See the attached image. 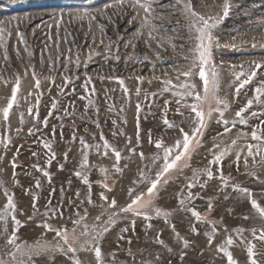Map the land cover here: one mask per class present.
Here are the masks:
<instances>
[{
    "label": "rangeland",
    "instance_id": "rangeland-1",
    "mask_svg": "<svg viewBox=\"0 0 264 264\" xmlns=\"http://www.w3.org/2000/svg\"><path fill=\"white\" fill-rule=\"evenodd\" d=\"M225 2L230 4V11L226 18H222ZM191 4L195 12L205 17L221 18L213 29L219 44L218 47L214 44L213 50L214 63L220 73L217 96L229 102L225 118L239 120L235 112L246 106L247 100L254 97L255 87L264 82V67H255L256 63L264 65V0H191ZM178 7L175 0H152L150 25L143 26V9H134L128 0L123 6L118 5V0H0V25L11 21L14 16L20 18L18 22L7 24L12 31L7 43L0 44V140H11L7 149L0 143V213L7 208L5 191L13 194L17 205L14 213L8 210L6 222L0 220V256L4 260L10 257L5 254L7 237L3 229L7 228L9 234L15 229L12 214L24 224L17 232L20 240L55 245L58 242L55 232L46 231L38 224L47 222L56 228L71 230L73 221L77 219L75 213L84 216L87 209L82 223L92 225L94 218L103 211L99 205L108 207L100 199V192H104L109 200L115 198L117 208L130 202L127 197L129 188L134 189L133 196L146 192L149 184L141 182V173L148 179H154L163 163H153L152 157L159 150L154 143L149 144V131L153 140L161 137L166 145H171L179 135L162 122L166 100L170 101L167 118L170 121L181 120L176 113L179 97H174L171 91L161 92L163 81L170 80L176 85L188 80L179 73L189 69L193 56L191 49L197 43L192 38L195 33L190 35L189 19L176 10ZM26 14L30 16L28 20L23 19ZM19 32L24 33V42L19 41ZM116 56L118 60L114 59ZM252 70L257 72L256 77L237 96L235 89L240 81H236L234 73ZM65 77L73 83H67ZM89 77L91 82L85 91L82 85ZM138 77L144 78L143 83ZM18 78L21 83L17 93L18 104L13 105L9 120L4 121L2 109L10 102ZM37 78L41 81L38 90L42 93L38 109L41 120L47 116L52 99L58 101V110L49 118L48 127L28 113L29 108L33 113L37 110V90L34 87ZM115 78L125 81L128 96L122 93ZM194 82L197 90L202 91L198 77ZM138 87L139 97L136 96ZM145 93L149 94L146 101ZM81 96L85 98L81 99ZM187 102L191 103V98ZM137 103L142 108L140 144L135 139ZM65 110L68 115H65ZM182 111L188 114V109ZM252 112H264V108L254 103L244 114L249 119L248 126L237 124L231 132L224 134H221L223 125L215 122L218 113L213 114L202 138V146L191 155L189 166L160 188L155 204L171 213L168 221L163 217L153 218L150 222L143 217H131L116 223L102 241L105 264H228L227 257L219 251L228 236L234 241L228 250L237 264H244L246 260L250 264L247 257L249 243L255 246L258 264H264V255H261L264 253V241L258 239L260 232H264V221L251 208V199H238L239 194L235 190L237 185L247 188L252 193L251 198L264 207V159L261 158L264 152L254 158L247 155V145L256 143L251 140V132L257 130L261 123L251 117ZM113 121H116L115 125ZM34 129L35 134H32ZM241 133H247V137ZM101 134L110 145L121 150L119 166L122 174L115 172L111 148L104 155ZM127 137H131V144H127ZM81 138L89 145L88 149L80 144ZM233 140L236 141L235 146ZM44 141L52 143L56 154L50 166L47 160L51 153L43 147ZM97 144L101 146L99 152L95 147ZM131 148H135V153L129 150ZM225 148L230 149L228 155L220 164L211 165L213 152L219 154ZM141 151L143 160L139 156ZM34 152L37 155L34 156ZM84 155L88 157V166L82 169ZM237 155L240 157L238 161ZM13 161L17 165L15 168L12 167ZM60 165H63V170ZM37 167L50 173L51 182L42 171H37ZM101 168L107 171L101 172ZM206 168L213 172V178L208 180L206 174L198 177V183L190 190L192 202L188 204L189 189L186 186L197 171L203 173ZM77 171L88 175L93 204L86 200L88 186L75 175ZM221 171L224 181L220 178ZM36 180L40 181L39 188L35 187ZM205 181L206 187L201 188L200 184ZM104 183L112 187V191L103 188ZM52 189H55L54 193ZM49 198L50 207L58 209L56 213L47 206ZM181 198L186 200L189 209L199 211L202 217L215 222L216 233L211 242L207 240V234L213 224L196 221L191 211H185L179 205ZM34 199L38 209L35 212L32 207ZM210 201L213 205L211 211L208 209ZM45 212H48L47 216ZM60 212H63L62 218ZM148 223L151 228L146 226ZM172 226L180 236L179 241ZM122 229L127 231L122 232ZM238 229H243V232L238 234ZM253 231H256V237H253ZM121 236L122 239L119 238ZM185 239L189 242L188 248L183 246ZM157 240H163L164 244L157 243ZM76 257L81 264H97L93 252L80 251ZM35 259L36 264H74L60 253L53 254L51 259L48 256Z\"/></svg>",
    "mask_w": 264,
    "mask_h": 264
},
{
    "label": "snow or ice",
    "instance_id": "snow-or-ice-1",
    "mask_svg": "<svg viewBox=\"0 0 264 264\" xmlns=\"http://www.w3.org/2000/svg\"><path fill=\"white\" fill-rule=\"evenodd\" d=\"M126 0H118V5L123 6ZM130 6L135 8H142L145 17L143 19V26H149V16L152 11V0H128ZM176 5L179 7L176 9L177 11H181L185 14L186 18L189 19V32L190 35L195 33L192 37L197 43L191 49L193 56L190 61V67L187 71H182L179 75L187 77L188 80L181 82L179 84L173 85L172 81L165 80L163 81V88L161 92H172L174 97H179L176 100V104L178 107L176 108V113L180 115V121H170L167 118L168 113V104L170 101H165L164 105V115L162 117L163 125L168 129H173L179 133L177 137L174 138V142L171 145H166L163 142L161 137H157L153 140L151 131H149V144H153L159 152L152 157L153 163L157 161H162V166L157 170L154 179H148L144 173H141L143 179L141 182L147 181L149 186L146 189V192H138L133 196L134 189L129 188L127 192V197L130 199V202L125 206H120L117 208V200L112 198L109 200L108 196L105 195L104 192L99 193V197L102 201H104L108 207L105 208L104 204H100L99 207L103 209V211L94 218V223L92 225L82 223L87 216V209H85L84 216H81L79 212H76L75 215L77 219L73 221L74 227L69 230L66 227L56 228L51 224L44 222L43 224H38L37 226H42L46 229V231H53L58 238V242L55 245L48 244L43 241L28 243L26 241L20 240L17 235L19 228L24 226L22 222L16 218L14 214L11 215V219L15 223V229L9 234L7 228H4L3 231L6 235L5 239V249L10 258L8 260H4L2 256H0V264H36L37 257L40 256H48L50 259L53 254L60 253L64 256L68 257L70 260L74 262V264H81L80 259L76 257V254L80 251H88L93 252L95 261L97 264H105V258L102 254L101 245L104 239V236L110 231L112 227L115 226L116 223L122 222L124 219H130L131 217H143V219L147 222H150L153 218H161L163 217L165 221H168L171 213L169 211H163L159 206L155 204V200L158 196L160 188L164 185H167L169 180L178 177L182 174L183 170L189 166V160L193 152L200 146H202V138L204 136L205 130L209 126V122L213 119V114L218 113V116L215 119V122L223 125V133H228L232 131V128H235L237 124L248 126L249 119L244 115L248 112L249 109L253 107V104L256 103L261 108H264V82H261L259 86L254 89V97L252 99H248L246 106L241 107L238 111L235 112V116L239 118V120H228L225 118V112L229 108V102L226 99H221L217 96V90L220 84V73L218 71V66L215 65L213 59V50L214 44L215 46H219L217 38L213 34V29L217 27L221 18H213V17H205L193 10L191 0H175ZM230 4L225 2L223 4V15L222 18H226L229 15ZM139 14V13H137ZM30 16L26 14L23 19L28 20ZM19 17H12L11 21H19ZM11 21L5 22V24L0 25V44L7 43V37L9 36L12 30L7 28V24ZM18 28V24H17ZM154 30V26H153ZM151 35V33H149ZM51 39V35L48 37ZM18 39L20 42H24L25 35L23 32L18 33ZM102 42V41H101ZM255 46V45H254ZM111 51V48H109ZM7 60V56L4 57ZM114 59H119L118 56L114 57ZM187 59V58H186ZM255 63V62H254ZM256 69H260L264 67V65L260 63L255 64ZM33 75L36 73L33 71ZM236 81H240L239 85L235 89V93L238 96L240 90L245 87V85L251 83L252 79L256 77L257 72L255 70L249 71L248 73H244L243 71L239 73H234ZM244 77L241 80V77ZM198 77L199 81L202 82V91L197 90V84L194 82L195 78ZM78 78V77H77ZM112 79V78H110ZM117 79L118 84L121 86V91L125 96H128L129 89L124 86L125 81L123 79ZM141 83H143L144 78H137ZM67 83H73V81L69 77H65ZM91 82V77L88 78L87 81L82 85L85 91L88 89V84ZM54 83V80H53ZM151 83V81H149ZM21 83L20 79L16 80L15 88L11 92L10 102L6 107L2 109V117L4 121L9 120L10 111L13 108V105L18 104L17 93L20 90ZM35 89L37 90L36 96V104L35 108L37 109L35 113H33V109L29 108L28 113L30 115H34L35 119L38 123H41L44 127H48L49 118H51L52 113L58 110V101L55 98L52 99L50 110L47 116L41 120L39 117V106H40V98L42 97V93L38 90L41 88L40 79L35 80ZM75 92V88L72 89ZM115 91V89H113ZM93 94L95 93V88L92 89ZM63 94V93H61ZM151 95L155 96L157 93H152ZM136 96H140L139 87L136 90ZM149 94L145 93V101L148 99ZM81 99L85 97L81 96ZM191 98L192 102L188 103V99ZM183 101V103H182ZM89 104H92V101L89 100ZM182 109H188V114L185 115ZM111 110V107H110ZM123 111V109H121ZM142 112L141 104H136V115H135V139L136 143L140 144L141 142V128H140V113ZM194 114V115H193ZM65 115H68L67 110H65ZM251 117L257 118L261 121V123L257 126V130L251 132V140L256 141L255 144L247 145V155L249 157H255L261 152H264V112H252L250 113ZM21 123H23V118H21ZM114 125L116 121L112 122ZM125 123L127 121L125 120ZM231 125V127H229ZM97 127L99 124L97 123ZM187 129V130H186ZM35 134V129L33 133ZM52 135H55V128H53ZM115 135V133H113ZM241 136L247 137V133H241ZM75 134H73V140L75 139ZM101 139L103 140V148L104 155L108 154V149L111 148V151L114 153V161H115V172L122 174V169L119 166V161L121 160V150L116 147L110 145L108 140L104 139L101 134ZM127 144H131V137H127ZM10 138L8 141L0 140V143L4 144L5 149L8 148L10 144ZM80 144L84 149H88L89 145L81 138ZM126 144V147H127ZM233 146H235L236 141H232ZM43 147L49 150L50 156L47 160L48 165L50 166L52 160L56 158L55 152L52 150V143L49 141H44ZM97 152L100 151V145L96 146ZM219 147V145H217ZM133 153H135V148L129 149ZM255 150V151H254ZM230 149L225 148L219 154H215L213 152V159L210 161L211 165H218L222 162L223 158L228 155ZM33 155H37L35 152ZM140 158L144 159V153L141 151L139 153ZM264 159V157H261ZM66 159V154H65ZM240 159L239 155L236 156V160ZM247 163V161H245ZM88 166V157L87 155L83 156V160L81 162V168H86ZM12 167H17L15 161H13ZM33 167H36L35 165ZM60 169L63 170V165H60ZM37 171H42L44 177L48 178V181L51 182V175L47 170H43L37 167ZM101 172H106L107 169L101 168ZM202 174H206L208 180L213 178V172L206 168L204 172L201 173L197 171L196 175L192 178L191 182L187 184V188L189 189L187 203L190 204L192 202L191 188L198 183V177ZM77 177H80L83 180V183L88 186V194L86 196V200L89 204H93L91 199V183L88 179L87 173L82 171H77L75 173ZM221 180L224 181V176L221 171ZM70 183V182H69ZM207 181L200 184L201 188L206 187ZM159 186V187H158ZM35 187H40V181H35ZM103 188H107L109 191H112V187H110L107 183L102 185ZM114 187V185H113ZM63 191V189H61ZM235 190L238 192V199L249 198L251 199V208L255 210L258 217L264 221V207H261L256 199H252V193L247 189L236 186ZM52 192H55V189H52ZM5 196L7 197V208L3 213H0V220H5L9 216L8 210H12L14 213L16 210V203L14 202L13 194L5 191ZM26 194H31L30 192H26ZM77 199H79V193H76ZM38 199V197H36ZM36 199H34L32 207L33 211H38L36 206ZM227 199V197H225ZM84 201H81L83 204ZM179 205L185 211H191V216L195 218L196 221H200L202 223H212L213 227L210 233L207 234V240L209 242L212 241L213 236L216 233L215 222L210 221L207 217H202V214L199 211L194 209H189L186 204V200L181 198L179 200ZM47 206L50 208L52 213H56L58 211L57 208H51V199L47 201ZM212 203L209 202L208 209L211 211ZM109 209H113V211H109ZM44 215H48V212H45ZM59 216L63 217V212L59 213ZM107 217L106 220L102 219L103 217ZM51 218V217H49ZM248 218V217H245ZM29 220L32 217L28 218ZM71 219V218H70ZM132 224L135 223L134 220H130ZM26 223V222H25ZM148 228H151V224L148 223L146 225ZM77 228H80V231H77ZM123 231H127V229H122ZM172 231L176 234V240H180V236L176 233L174 226H172ZM195 232L196 230L193 229ZM238 234L243 232V229H238ZM198 234V233H197ZM253 237H256V231L252 232ZM122 239L123 237H119ZM258 239L264 241V232H260ZM157 243L164 244L163 240H157ZM234 241L231 236H228L225 244L221 245L219 251L223 252L224 256L227 257L228 264H237L236 260L233 258V254L228 250V246L233 245ZM184 248H188L189 242L185 239L183 241ZM171 251V248H168ZM71 254V255H70ZM257 255L255 246L252 244H247V257L250 259V264H258L255 256ZM261 255H264L262 253ZM182 259V257H181ZM244 264H249V260H246Z\"/></svg>",
    "mask_w": 264,
    "mask_h": 264
}]
</instances>
